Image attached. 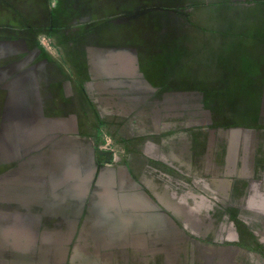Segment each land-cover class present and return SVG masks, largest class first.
<instances>
[{"label":"crops","instance_id":"0c3cea01","mask_svg":"<svg viewBox=\"0 0 264 264\" xmlns=\"http://www.w3.org/2000/svg\"><path fill=\"white\" fill-rule=\"evenodd\" d=\"M221 4L166 51L72 0L0 13V264H264V0Z\"/></svg>","mask_w":264,"mask_h":264},{"label":"rangeland","instance_id":"374dc122","mask_svg":"<svg viewBox=\"0 0 264 264\" xmlns=\"http://www.w3.org/2000/svg\"><path fill=\"white\" fill-rule=\"evenodd\" d=\"M78 4L80 11L94 14L96 17L111 16L128 19L129 34H138L152 48L167 49V16L177 21L178 14L185 11L200 9L208 11L222 6L225 0H72ZM20 0H0V13L6 11L9 3ZM174 24V23H173ZM166 58V55H165ZM168 250H145V261L159 255L161 264H167L170 258H176ZM164 262V263H163Z\"/></svg>","mask_w":264,"mask_h":264},{"label":"built area","instance_id":"2783aa9c","mask_svg":"<svg viewBox=\"0 0 264 264\" xmlns=\"http://www.w3.org/2000/svg\"><path fill=\"white\" fill-rule=\"evenodd\" d=\"M109 146H110V144L108 143L107 146H106L108 151H110L112 154H114L113 149L111 147H109Z\"/></svg>","mask_w":264,"mask_h":264}]
</instances>
